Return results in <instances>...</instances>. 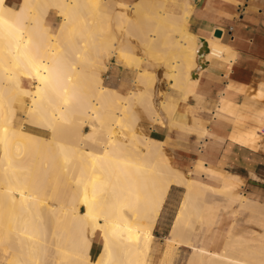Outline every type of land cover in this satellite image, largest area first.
Returning <instances> with one entry per match:
<instances>
[{
    "label": "bare ground",
    "instance_id": "6f19581e",
    "mask_svg": "<svg viewBox=\"0 0 264 264\" xmlns=\"http://www.w3.org/2000/svg\"><path fill=\"white\" fill-rule=\"evenodd\" d=\"M103 1L21 0L14 9L0 0V105L6 104L9 114L0 121V246L12 251L8 264H264L258 258L264 233L256 230L240 235L244 244L235 238L218 252L209 249V242L219 241L210 234L221 206L217 196L224 203L239 201L243 209L258 202L247 199L233 177L216 187L176 167L166 153L168 142L141 132L137 112L143 110L154 127L170 120V128L205 141L206 124L218 110L189 123L180 107L188 112L195 101L202 108L197 94L202 65L228 75L237 51L214 34L203 40L189 29L195 9L190 0L181 13L169 12L166 0H116L114 12ZM52 8L59 17L55 30L45 24ZM110 30L115 36L108 40ZM129 35L141 40V56L133 52ZM205 43L208 52L201 57ZM151 53L163 55L161 69L178 95L157 104L155 76L142 71ZM112 59L135 73L134 87L121 91L104 85L93 66L109 68ZM24 79L32 87L24 86ZM262 82L255 94L259 99H264ZM18 111L48 138L17 125ZM112 111L118 117L106 123L104 115ZM60 160L58 188L46 195L50 172ZM173 185H184L186 197L160 249L154 229ZM198 223L206 228L201 246L192 240ZM97 235L102 243L95 257ZM183 246L190 249L187 256Z\"/></svg>",
    "mask_w": 264,
    "mask_h": 264
},
{
    "label": "crops",
    "instance_id": "0c3cea01",
    "mask_svg": "<svg viewBox=\"0 0 264 264\" xmlns=\"http://www.w3.org/2000/svg\"><path fill=\"white\" fill-rule=\"evenodd\" d=\"M122 1L135 3L136 0ZM20 3L21 0H6V5L14 9H18ZM199 3H195L191 18L193 22L189 29L203 40L221 31V41L233 46L238 53L237 61L228 75L203 66V73L197 86V94L203 97L201 104L203 111L202 108L196 107L195 101L190 102L191 109L189 108L188 112L183 108L180 110L181 113L187 114L189 123L192 122L193 116L208 119L218 110V114L213 115L206 124L210 136L202 141L195 134L171 132L170 120L163 123L161 126L163 128L149 127L148 133L154 139L168 142L166 148L173 153L172 163L186 171L185 173L192 171L194 180L220 187L225 179L233 177L232 182L239 186L240 192L250 201L258 202L257 206L261 205L262 209L260 207L257 209L256 206V213H252L249 209L240 208L239 201L224 203L222 197L215 198V202L221 206L210 234H215L219 241L209 242V249L218 252L235 237L239 236L238 240L244 244L240 235L249 236L254 233L253 230L264 233V228L258 225L256 218L261 217L259 214L264 216V99L255 96L259 84L262 81L264 83V0H249L247 6L243 7L242 0H200ZM167 10L177 13L168 8ZM57 13L56 9H51L46 16L45 24L56 28L59 23ZM162 61L163 55L161 68ZM142 71L151 74L143 68ZM197 76V73L193 75ZM129 88L125 83L120 86L121 91ZM223 93H226V96L222 99ZM218 104L219 108L216 107ZM117 117L115 111L106 112L105 121L114 122ZM130 155L134 158L139 157L134 153ZM186 191L184 185H173L170 189L155 227L168 233L165 240L174 229ZM177 205L179 207L176 211ZM165 211L167 216L170 211L176 213L173 220L172 214L171 220L164 217ZM194 230L192 240L196 246H201L206 228L198 223ZM164 243L155 242L160 249ZM262 245L264 248V244ZM181 251L187 256L190 249L183 246ZM258 258L264 260V251Z\"/></svg>",
    "mask_w": 264,
    "mask_h": 264
},
{
    "label": "rangeland",
    "instance_id": "374dc122",
    "mask_svg": "<svg viewBox=\"0 0 264 264\" xmlns=\"http://www.w3.org/2000/svg\"><path fill=\"white\" fill-rule=\"evenodd\" d=\"M137 1H139V0H136L134 2H137ZM184 1H187V0H166L165 4H166V7L169 10H172V11H175L177 13H180L181 10H182V6L184 4ZM190 1L200 4L199 3L200 0H190ZM103 2H104L105 6L108 8L109 11L111 10L112 12H114V10H117V11L119 10V9H117V6H116V0H104ZM248 2H249V0H242L241 7L247 6ZM154 3H156V0L153 1V4ZM52 9H54V8H52ZM192 22H193V20H192ZM192 22H190V24ZM55 29L56 28H54V30ZM110 31H108L106 33V36H107L106 38L108 40H111L115 36L114 33H112L114 31L113 30H110ZM135 36L136 35H133V36L129 35L128 38L131 39L130 42H131V47H132L133 52L135 51L134 52L135 54H137L138 56H141V53H142V51H141L142 50L141 49L142 45H141V42H140L141 40L139 39V37H137V36L135 37ZM214 36L218 37L216 35V33H214ZM79 38H81L82 41H84V37L83 36L82 37L76 36V40H78L80 42L81 40ZM219 38H222V36H219ZM168 43H170V42H166V44H168ZM91 54L94 55L92 53V51H91ZM144 58L146 60L143 63L142 68L145 71H147V72H149V73H151V74H153L155 76L153 90H152L153 91L152 94H153L154 102L157 104L158 101H160L162 99H166L167 97L165 98V96H168V95L178 96L176 93L174 94V92L169 89V85H168L167 79L165 78V76L163 74L164 70L161 69V67H160L161 54H159V53H153L152 54L151 53L149 55H146ZM115 62H116V60L112 59L109 62V68L107 70H105L106 67L104 65H94L93 68L103 74V76H104V85L107 86V87L114 88V89H120V86L123 83L127 84L128 88L129 87H131V88L134 87L133 86L134 84H133L132 81L135 80V73H132V72H129V71L125 70L124 68L118 66L117 63H115ZM85 70L87 72L90 71V69L88 67H86ZM88 83L91 84L92 82L89 80ZM23 85L26 86V87H32L31 83L27 79H24ZM137 85H138L137 89H143V86L141 84H137ZM27 101H29L28 98H26V102ZM180 110H181V107H180ZM137 112H138V115L140 117V121H139L140 125H139V127L140 128L143 127V128H141V132L143 134L149 136V133H148L149 127H152V126L154 127L155 125L152 124L149 116L143 110L137 109ZM22 114H23V112H21V111L19 112L18 111V114H17L16 119H15V123L17 122L16 123L17 125L22 124V126L24 125L23 126L24 130H26V131H28L30 133L41 135V136H44V137L48 138V133L46 131H43V130L37 128V127H34V126L28 124V123L36 124V122L29 121L27 123L26 121H24V119L22 117ZM8 115H9L8 114V106L6 104H4V103L3 104L1 103V105H0V121H1V119L3 121H4V119L6 120V118H8ZM104 121H105V115H104ZM156 127L158 128V126H156ZM156 127H154V128H156ZM166 127H168V126H166ZM169 129H170L171 132H173V131L180 132L178 129H175V128H169ZM86 130H88V128ZM165 149H166L167 155L169 156L171 161H173V153H172V151L169 150V148H165ZM60 163H61V160L57 161L55 163V165L52 167V170L50 172V177H49V180H48V183H47L48 187H46V189H45L46 195L48 194L50 188H52L54 186H56L55 189L58 188V184H59L58 178H59V174H60V168H59ZM42 164H44L43 161L40 163V168H42ZM178 207H179V205H177L176 211H177ZM249 210L252 211V213H256L255 212V208L249 209ZM166 213H167V211H165L164 217L166 219H168V220L169 219L171 220V214H172V220H173V216H175V214H176V213H171V211H170V212H168L169 216H167ZM254 215H256V214H254ZM5 220H6V217L4 218V221ZM168 224H169V221H168ZM197 225L198 224L194 225V229L196 228ZM154 235H156L155 242L157 244H160V243L163 244L165 242V237L168 236V233L167 232H163V231L155 228ZM100 243H102L101 239H100V236L97 235L95 240H94V246H93V249H92V254L95 257L97 256V254H98V252H99V250L101 248V244ZM11 252L12 251L9 249V246L7 244L0 246V264H8L9 263L10 253Z\"/></svg>",
    "mask_w": 264,
    "mask_h": 264
},
{
    "label": "water",
    "instance_id": "95a60500",
    "mask_svg": "<svg viewBox=\"0 0 264 264\" xmlns=\"http://www.w3.org/2000/svg\"><path fill=\"white\" fill-rule=\"evenodd\" d=\"M216 35L219 37V36H221V31H218L217 33H216ZM204 52H208V48H207V44L205 43L204 44V47L202 48V49H200V51H199V56H203V54H204ZM202 66H204V65H202Z\"/></svg>",
    "mask_w": 264,
    "mask_h": 264
}]
</instances>
